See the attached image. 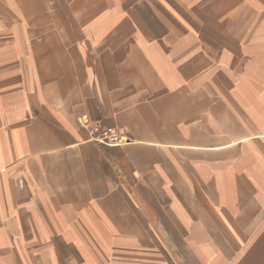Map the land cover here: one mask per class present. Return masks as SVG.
I'll use <instances>...</instances> for the list:
<instances>
[{
	"label": "crops",
	"instance_id": "obj_1",
	"mask_svg": "<svg viewBox=\"0 0 264 264\" xmlns=\"http://www.w3.org/2000/svg\"><path fill=\"white\" fill-rule=\"evenodd\" d=\"M258 1L237 29L241 0H0V264H102L101 230L169 221L171 198L198 200L211 264H264ZM81 116L130 141L92 140ZM185 164L209 167L198 185Z\"/></svg>",
	"mask_w": 264,
	"mask_h": 264
},
{
	"label": "rangeland",
	"instance_id": "obj_2",
	"mask_svg": "<svg viewBox=\"0 0 264 264\" xmlns=\"http://www.w3.org/2000/svg\"><path fill=\"white\" fill-rule=\"evenodd\" d=\"M64 1V0H63ZM217 2V1H216ZM222 2V1H220ZM225 2V1H224ZM51 5L53 9L68 11L67 8L72 4L71 0H65L62 3L61 0H51ZM209 3H206L208 7ZM193 2L188 5V12L197 15V11L192 8ZM216 6V5H215ZM213 6L212 12H216L217 9ZM263 5L258 0H241L240 3L234 5V9L239 7L242 12L239 16L234 14L233 21L237 27L242 28L244 24L250 22L251 24L255 22L254 12L262 8ZM225 7V8H224ZM226 7H230L218 4L217 8L219 11ZM60 8V9H59ZM252 10V14L248 15L247 9ZM208 11L204 13L210 14V7L207 8ZM224 9L221 10V18L224 19L225 12ZM52 11V9L50 10ZM246 13V14H245ZM224 14V15H222ZM75 18V14H72ZM211 15V14H210ZM244 16V17H243ZM1 17V16H0ZM243 18V19H242ZM242 19L241 22L239 20ZM239 22V23H238ZM262 23V22H260ZM264 25V24H261ZM238 29V28H237ZM12 30V29H10ZM9 31V30H7ZM7 72L10 71L6 70ZM17 74V71L13 72L11 75ZM38 76L37 71L33 73V70H27V77L25 80H34ZM21 79L19 77L16 80ZM84 116H81L83 118ZM80 118V117H79ZM88 121V119L83 118ZM212 119H214L212 117ZM79 120V119H78ZM215 121V120H214ZM79 123V122H78ZM216 124L218 122L216 121ZM92 125L102 126L100 123L93 122ZM239 123L235 122V127L237 128ZM108 127V126H106ZM117 128V127H116ZM126 137L124 144L130 141L128 134L125 132L124 128H117ZM194 157V156H192ZM190 157L188 156V159ZM194 163V160H192ZM222 167V166H219ZM204 168H209L207 165H198L195 171L191 164H185L182 169L187 173L188 177L192 178L198 185V178L195 176L198 171H203ZM166 183H171L172 179H166ZM21 186V182H18ZM209 184V182H207ZM158 186L164 187L162 182H156ZM163 190V188H161ZM189 200V198L187 199ZM179 205H173V198L169 202V208L171 210V217L169 221L163 222L161 215L158 214V218H154V223L150 224L148 228L136 229V230H121V229H108L101 230L107 232V237L104 239L103 244H99L97 249L100 252V256H104L106 259L103 260L102 264H211V248L214 246L217 248L216 239L212 235V231H216L211 228H201L204 231V237H198V225L205 224L204 222L199 224L198 221V200H192V202H187V205L180 207L179 209L184 212L189 209L192 212H187L186 215L181 214L177 208ZM185 217V218H183ZM109 238V239H108ZM114 242V243H112ZM30 249L32 245L28 246ZM213 247V248H214ZM20 248L19 245L14 244L11 246V253L15 254ZM8 251L10 248L8 246H0V251ZM77 252L76 248H74ZM216 250V249H215ZM74 259L68 261L59 262V264H81V261L77 260L76 256ZM38 264V261H36Z\"/></svg>",
	"mask_w": 264,
	"mask_h": 264
},
{
	"label": "built area",
	"instance_id": "obj_3",
	"mask_svg": "<svg viewBox=\"0 0 264 264\" xmlns=\"http://www.w3.org/2000/svg\"><path fill=\"white\" fill-rule=\"evenodd\" d=\"M79 124L87 126L86 120L79 118ZM88 127V126H87ZM90 138L98 143L121 145L127 140L123 133L114 126H97L88 127Z\"/></svg>",
	"mask_w": 264,
	"mask_h": 264
}]
</instances>
